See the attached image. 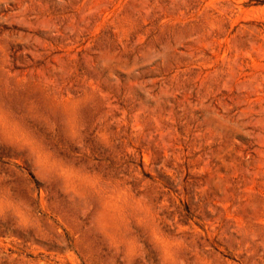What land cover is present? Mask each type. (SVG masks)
<instances>
[{
    "label": "rangeland",
    "instance_id": "1",
    "mask_svg": "<svg viewBox=\"0 0 264 264\" xmlns=\"http://www.w3.org/2000/svg\"><path fill=\"white\" fill-rule=\"evenodd\" d=\"M0 264H264V0H0Z\"/></svg>",
    "mask_w": 264,
    "mask_h": 264
}]
</instances>
